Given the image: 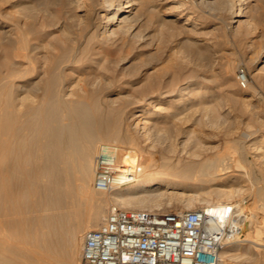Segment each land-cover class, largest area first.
Masks as SVG:
<instances>
[{"label": "bare ground", "instance_id": "bare-ground-1", "mask_svg": "<svg viewBox=\"0 0 264 264\" xmlns=\"http://www.w3.org/2000/svg\"><path fill=\"white\" fill-rule=\"evenodd\" d=\"M199 1L210 9L233 15V23L241 22L244 12L240 0ZM73 2L75 9L83 12L72 15L79 17L76 21L81 25H69L66 15L60 11L56 12V22L49 20L46 25L41 9L24 6L14 40L2 48L4 60L0 61V70L6 67V71L3 77L0 71V211L6 218V224L3 221L6 232L14 235L15 243L10 245V256L0 255V264H77L85 233L98 228L106 218L107 201L110 206L121 209L167 212L163 206L177 203L180 197L212 194L217 200H205L202 196L204 202L200 208L223 216L239 206L235 214L241 222V236H246L244 239L239 236L225 246L221 252L223 262L251 259L253 251L258 253L264 249V221L253 220L248 224L252 212H245L243 205L251 200L255 204L253 208L264 211V203L255 202L264 201L261 175H248L241 167L237 168L234 159L233 163L225 155L213 153L211 148L201 145L199 138L191 140L192 132L170 130L160 124L158 134L163 131L178 139L177 143L169 140L166 144L165 151L169 155L162 161L150 153L143 154L140 136H130L135 147H121L118 158L126 167L123 172L130 175L128 182L106 193L93 188L98 154L97 151L95 156V150L104 145L99 142L100 134L107 140H116L119 136L109 126L104 127L106 116L94 99L102 95L108 98L118 92L125 106L134 103L140 106L154 98V92L132 102L126 92L132 88L133 81L112 72L116 56L122 50V45H114V41L124 42V38L131 35L133 25L141 19L139 2ZM53 4L54 0H48L46 6ZM97 5L101 10L92 19L88 11L93 12ZM58 27L63 28L61 32ZM14 57L19 59L18 74L12 69ZM198 81L197 77L185 80L184 86L172 88V93L181 89H187V93L195 91ZM191 95L186 102L188 113L193 112L192 108L203 98L199 90ZM164 101L170 100L165 96L157 100L158 103ZM106 106L109 112L113 111L110 99ZM148 116L137 114L136 118ZM144 125L142 137H147L150 133ZM181 138L185 140H182V149L179 147ZM243 151L242 147L237 152L242 158ZM245 175L252 184L245 200L231 201L238 190L233 189L232 184ZM226 185L230 188L223 187ZM100 194H106L107 199L99 197ZM189 209L188 206L179 210ZM251 227L254 238L247 231Z\"/></svg>", "mask_w": 264, "mask_h": 264}, {"label": "rangeland", "instance_id": "rangeland-1", "mask_svg": "<svg viewBox=\"0 0 264 264\" xmlns=\"http://www.w3.org/2000/svg\"><path fill=\"white\" fill-rule=\"evenodd\" d=\"M137 1L139 6L141 5L138 6L141 19L136 22L137 25H133L131 35L125 37L124 42L113 40L114 45H122V50L116 56L112 72L123 79L133 81L132 88L126 92L132 102L141 100L144 94H151L152 91L154 98L146 100L140 106L135 103L125 106L118 92H113L108 98L114 108L112 112H109L106 106L109 99L103 95L96 97L94 100L107 119L104 127L109 126L119 135L116 140H107L101 133L99 142L126 148L135 147L130 142V136H140L139 146L143 150V154L144 152L150 153L149 155H152L153 158L162 161L163 157L169 155L165 151L166 144L169 143V140L177 143L178 139L177 137L174 139L163 131H159L158 134L159 125H164L170 130L182 129L192 132L191 140L199 138L202 142L201 145L211 148L213 153L223 154L231 162L234 159L235 163H233L237 168L241 167L248 175H261V185L264 184V69L260 70L264 67V63H260L264 60V0H240L239 3L242 4L241 8L244 13L239 23H233V15L203 6L199 0ZM47 2L48 0H0V61L4 60L2 48H6L9 41L14 40L15 27L21 24L22 7L24 6L41 9L44 21H47V23L44 22L46 25L48 22L50 23L49 20L56 22L57 11L66 15L69 25L77 27L82 24L76 21L79 17H73L83 14L75 9L73 0H54L53 6L50 7L46 6ZM183 2L184 4H182ZM194 4L195 6H193ZM99 6L95 7V12L88 11L89 17H96L101 10ZM176 6L178 7L176 8ZM121 7L123 8L124 5ZM71 17L73 18L69 20L68 18ZM185 22H187L186 25ZM168 23L169 25H167ZM58 28L60 32L63 29ZM2 45L6 46L1 47ZM18 60L17 57H14L12 66L17 74L20 68ZM239 67H243L248 76V86L245 89H241L236 81V71ZM4 70L6 71V67L0 70L1 77L5 74ZM196 77L199 81L195 86V91L202 92L203 98L192 108L194 111L188 113L189 106L186 102L190 101L191 94L195 91L187 93V89H181V92H178L181 94L177 95L178 93H172V88H182L185 80ZM160 96H165L170 101L158 103L157 100ZM148 102L150 103L148 104ZM137 114H142L143 117L149 116L137 119ZM186 114L188 115L186 116ZM141 118L142 120H140ZM139 120L140 122H138ZM143 125L148 128L149 137H146V134H144L146 138L142 137ZM182 140L184 138H181L179 144L181 149L182 142L185 141ZM242 147L244 159L240 153H237ZM98 149L99 146L95 150V156ZM182 156L187 157L185 154ZM245 176L232 184V188L234 187L235 190L238 188V190L231 201L241 200L240 202H242L248 194L252 184L246 179L247 175ZM228 184L230 186L231 183ZM223 187L230 188L227 185ZM202 196L205 200L208 198L210 201L217 200L214 194L208 195V197L207 195L196 198L180 197L177 203L165 204L163 209L167 212L180 211L188 206L190 209H197L203 205ZM99 197L107 199L108 196L100 194ZM255 202L256 204L264 203L262 200ZM107 203L105 216L111 205L109 201ZM230 204L234 205L235 203L231 202ZM254 205L251 200L243 205L245 212H252L251 215L249 214L248 224L253 220L264 221V211L253 208ZM153 212H157V210H153ZM5 220L3 212L0 211V255L10 256L12 254L10 245L15 242L14 235L6 232ZM247 231L251 238H254V229L251 227ZM245 237L242 235L240 238L244 239ZM81 246L82 242L77 264H79ZM254 252H252L254 255L251 259L238 261L225 259L224 263L264 264V249L260 250L259 254Z\"/></svg>", "mask_w": 264, "mask_h": 264}, {"label": "built area", "instance_id": "built-area-1", "mask_svg": "<svg viewBox=\"0 0 264 264\" xmlns=\"http://www.w3.org/2000/svg\"><path fill=\"white\" fill-rule=\"evenodd\" d=\"M241 89L248 86L243 67L236 71ZM122 148L98 149L93 186L100 192L128 182L119 163ZM230 209L223 216L207 208L151 212L110 206L105 220L83 237L79 264H225L221 252L241 237V222Z\"/></svg>", "mask_w": 264, "mask_h": 264}]
</instances>
